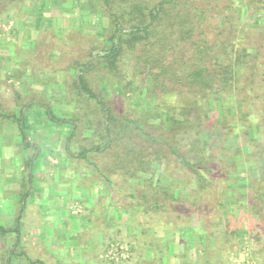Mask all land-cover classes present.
<instances>
[{"label": "rangeland", "instance_id": "rangeland-1", "mask_svg": "<svg viewBox=\"0 0 264 264\" xmlns=\"http://www.w3.org/2000/svg\"><path fill=\"white\" fill-rule=\"evenodd\" d=\"M146 2L153 6L158 0ZM218 5H225L224 0ZM107 9L101 0H0V11L7 10L0 13V147L7 143L6 134L17 146L14 155L10 153L0 164L14 166L20 161L17 119L25 104H42L58 118L76 121L74 137L68 139L69 127L56 125L39 109L25 112L28 136L34 142L30 172L34 171L35 194L28 195L26 203L12 205L14 219H9L10 211L0 215V226L7 229L21 221L12 264H264V208L256 216L246 211L248 207L228 213L230 206L223 210L219 200L211 202L190 192L191 172L176 164L166 166L167 160L153 165V173L130 175L116 160L128 151L126 143L137 145L142 156L159 150L147 149L137 133L131 141L115 142L113 149L93 150L87 159L76 154L105 142L99 107L78 96L75 81L81 75L89 88L112 105L118 120H132L151 131L161 124L156 100L137 88L125 93L128 81L141 85L146 74L140 51H124L116 73L103 66L101 55L92 53L95 49L102 54L115 29L130 25L116 23ZM263 104L258 108L264 110ZM120 129L124 130L118 125L116 131ZM241 162L238 174L248 179L231 184L238 194L248 196L255 172ZM140 165L142 170L144 161ZM218 183L225 191L227 185ZM173 192L182 195L172 200ZM231 193L224 195L226 203L236 202ZM250 203L260 204L248 200L245 205ZM0 205L7 212V205ZM75 226L85 230L77 232ZM9 237L0 235V264H5L16 242ZM117 243L127 248L128 256L106 257Z\"/></svg>", "mask_w": 264, "mask_h": 264}, {"label": "trees", "instance_id": "trees-1", "mask_svg": "<svg viewBox=\"0 0 264 264\" xmlns=\"http://www.w3.org/2000/svg\"><path fill=\"white\" fill-rule=\"evenodd\" d=\"M101 1L108 4L107 12L116 23L124 21L130 25L125 30L115 29L102 54L95 49L92 53L101 55L103 66L116 73L124 51H140L138 57L146 70L141 80L143 90L134 81H128L123 88L125 93L137 88L156 100L161 124L151 131L135 121L118 120L112 105L89 88L81 75L75 81L78 96L99 107L105 142L76 154L87 159L93 150L113 149L115 142L131 141L133 133H137L149 146L147 149L159 150L142 156L137 145L126 143L128 151L117 155L116 160L122 163V169L131 171L130 175L153 173V165L167 160L166 166L176 164L191 172L192 183L188 181V186L192 184L190 192L196 197L219 200L223 210L230 206L228 213L248 207L246 211H254L252 216L259 215L264 208V110L258 108L264 102V0H224L222 7L218 5L222 0H158L153 6L146 0ZM110 1L119 4L113 8ZM2 10L0 13H7ZM85 67L79 70L83 72ZM33 108L43 111L56 125L69 127L68 139L74 137L75 120L60 119L51 108L29 103L17 121L24 141L28 140L29 127L25 112H33ZM118 125L124 130L116 131ZM143 161L145 167L141 170ZM240 161L255 172L248 196L238 194L231 184L232 180L240 184L248 179L238 174ZM252 162L257 166H251ZM218 181L227 185L225 191L219 188ZM226 192H232L236 202L227 204L223 199ZM181 195L173 192L171 199L178 200ZM248 200H257L261 205H245ZM20 234L19 219L12 229L0 226L2 237L16 238L5 264H12Z\"/></svg>", "mask_w": 264, "mask_h": 264}, {"label": "crops", "instance_id": "crops-1", "mask_svg": "<svg viewBox=\"0 0 264 264\" xmlns=\"http://www.w3.org/2000/svg\"><path fill=\"white\" fill-rule=\"evenodd\" d=\"M18 119H17V121H18ZM17 132L18 133L16 135L18 136V138L16 137L17 138L16 144L18 142H20L21 147H19L20 153H16V155H19L22 153L19 163L14 165V166H11L9 164L7 165L6 162H2L0 164V174H1L0 175V204L5 203L7 205V212L6 211L4 212L3 206L0 205V212H1L0 215H2V214L7 215L6 213H8L10 211V208H12L13 204L20 203V201H21V203H26L25 199H27V196L29 195L31 197V196H33V194H35V193H33V187H34L33 181L31 184V178L32 179L35 178V176L33 174L34 171H32V173L30 172L31 169L34 170L33 169L34 168L33 159L35 158V156H34V154L31 155V151L34 150V148H33L34 142L29 138L28 134H27L28 140L24 141L23 135H22L20 129L17 130ZM6 135L8 137V140H7V143L5 145L3 144L0 147V153L2 156L0 160H2V159L7 160L10 153L13 154L14 151H17V146H14V143L10 139V136L8 134H6ZM32 137H34V136H32ZM26 142L30 143V145L27 146ZM35 148H36V154H37L38 147H35ZM25 169H27L26 174H25ZM34 181H35V179H34ZM24 186H25V188H24ZM9 213H10L9 219H11V218L14 219L15 218L14 210L12 212L10 211ZM19 216H20V214H19ZM75 229L77 230V232L85 230L83 228L77 229L76 226H75ZM88 264H91V262H89Z\"/></svg>", "mask_w": 264, "mask_h": 264}, {"label": "built area", "instance_id": "built-area-1", "mask_svg": "<svg viewBox=\"0 0 264 264\" xmlns=\"http://www.w3.org/2000/svg\"><path fill=\"white\" fill-rule=\"evenodd\" d=\"M114 256H122V257H127L128 256V251L127 248H125L123 245L117 243L112 245V248L109 250L107 253L106 257L108 258H114ZM233 263H237L238 261L236 259H233Z\"/></svg>", "mask_w": 264, "mask_h": 264}]
</instances>
